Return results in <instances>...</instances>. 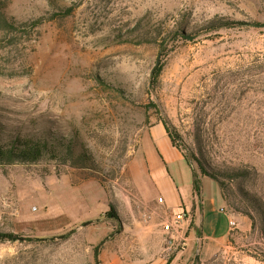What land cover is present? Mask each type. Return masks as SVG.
I'll list each match as a JSON object with an SVG mask.
<instances>
[{"label": "rangeland", "instance_id": "rangeland-1", "mask_svg": "<svg viewBox=\"0 0 264 264\" xmlns=\"http://www.w3.org/2000/svg\"><path fill=\"white\" fill-rule=\"evenodd\" d=\"M0 3L18 23L0 28V125L75 138L94 160L0 164V233L26 239L0 242V264H96L103 242L100 264H167V242L139 239L160 211L139 213L132 176L165 168L144 146L160 123L223 183H202L220 231L225 204L236 223L215 254L196 241L175 263L264 264V0Z\"/></svg>", "mask_w": 264, "mask_h": 264}, {"label": "crops", "instance_id": "crops-1", "mask_svg": "<svg viewBox=\"0 0 264 264\" xmlns=\"http://www.w3.org/2000/svg\"><path fill=\"white\" fill-rule=\"evenodd\" d=\"M146 145L153 146L159 152L165 168L146 171L139 175L141 179L137 180L135 179L136 174H132L134 176L133 183L136 188V195L140 203H142L139 206V213L142 215L146 214L147 210L156 211L159 209L160 211L158 214L153 213L152 225L141 229L139 239L147 241L150 236H159L163 242H167L163 250L160 251V253L162 252L160 256L166 260L167 264H176V257L178 258L179 256H181L180 259L182 260L189 259V254L196 248L198 238L202 239V241L204 240V243L210 241L213 247L209 251L215 254L229 238L232 231L231 221H233V216L225 211L227 210L226 204L220 208V212L224 210L223 213L227 217L226 220L229 221V228L226 230L221 228L220 231L219 219L215 217L216 210L212 209L211 200H205L203 189L199 192L196 191L192 169L187 171L180 168L186 162V158L174 146L164 124L160 123L150 127L144 141V146ZM160 197L164 199L162 206L158 205ZM106 200L110 205L107 196ZM179 213L188 215L184 233H165L162 227L165 220L171 215ZM102 219L104 218H100L97 221ZM216 225L218 228H216ZM219 231L220 234H218ZM180 243L183 244L184 249L170 259L172 252L177 251V246ZM139 250L145 252L147 247L142 246Z\"/></svg>", "mask_w": 264, "mask_h": 264}, {"label": "trees", "instance_id": "trees-1", "mask_svg": "<svg viewBox=\"0 0 264 264\" xmlns=\"http://www.w3.org/2000/svg\"><path fill=\"white\" fill-rule=\"evenodd\" d=\"M5 8L6 4L0 3V28L9 31L16 30L18 28V23L15 19L7 17L5 14ZM44 20V18L38 19L33 23V25L39 26L44 23ZM165 127L167 129V126ZM168 134L173 142V138L169 131ZM185 158L191 166L196 191L199 192L202 189L203 177L214 179L223 189V183L216 174L212 173L204 166H202L200 174L198 168L194 164V161L187 156ZM44 159L63 162L64 164H69L76 168L83 165L88 166L94 161L89 155L87 148L78 143L75 138H69L62 134L55 132L52 133L51 131L25 133L21 130H8L0 125V164L34 165ZM110 208L112 211L114 208L112 204H110ZM113 212L117 215H115L116 218H119L118 210L114 209ZM74 232L75 231H71L66 236H70ZM19 240L26 239H23L19 235L15 234L0 233V242L14 243ZM27 240L33 241L30 239ZM36 240L43 241L42 239Z\"/></svg>", "mask_w": 264, "mask_h": 264}, {"label": "built area", "instance_id": "built-area-1", "mask_svg": "<svg viewBox=\"0 0 264 264\" xmlns=\"http://www.w3.org/2000/svg\"><path fill=\"white\" fill-rule=\"evenodd\" d=\"M164 204V199L160 197L158 199V205L162 206ZM224 212V210H222ZM188 220V215L186 213L173 214L168 219L165 220L162 227L165 233L171 234L172 232L183 234L185 231L186 222ZM236 223L231 221V226H235ZM197 242L201 244L202 239H197Z\"/></svg>", "mask_w": 264, "mask_h": 264}, {"label": "water", "instance_id": "water-1", "mask_svg": "<svg viewBox=\"0 0 264 264\" xmlns=\"http://www.w3.org/2000/svg\"><path fill=\"white\" fill-rule=\"evenodd\" d=\"M88 225H89V223H87L85 226H88ZM120 232L121 231H118L117 233H120ZM103 244H104V242L96 250V264H100L99 254H100V249L102 248Z\"/></svg>", "mask_w": 264, "mask_h": 264}]
</instances>
